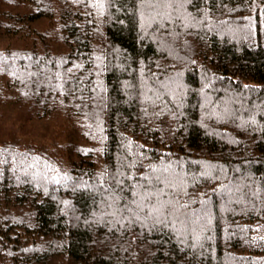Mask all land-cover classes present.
<instances>
[{
  "label": "trees",
  "instance_id": "obj_1",
  "mask_svg": "<svg viewBox=\"0 0 264 264\" xmlns=\"http://www.w3.org/2000/svg\"><path fill=\"white\" fill-rule=\"evenodd\" d=\"M0 264H264V0H0Z\"/></svg>",
  "mask_w": 264,
  "mask_h": 264
},
{
  "label": "snow or ice",
  "instance_id": "obj_2",
  "mask_svg": "<svg viewBox=\"0 0 264 264\" xmlns=\"http://www.w3.org/2000/svg\"><path fill=\"white\" fill-rule=\"evenodd\" d=\"M153 171H155V170H153ZM156 179L159 181L160 178L157 177ZM149 211H150V214H151V211H152V210L150 209ZM157 211H159V210L157 209ZM157 219H159V218H157Z\"/></svg>",
  "mask_w": 264,
  "mask_h": 264
}]
</instances>
